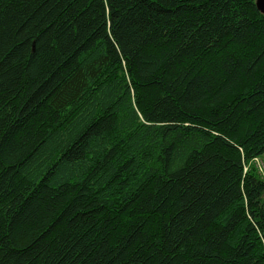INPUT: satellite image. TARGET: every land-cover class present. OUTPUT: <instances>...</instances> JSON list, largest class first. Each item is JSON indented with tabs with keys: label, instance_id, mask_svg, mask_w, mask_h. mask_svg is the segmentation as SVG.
<instances>
[{
	"label": "trees",
	"instance_id": "16d2710c",
	"mask_svg": "<svg viewBox=\"0 0 264 264\" xmlns=\"http://www.w3.org/2000/svg\"><path fill=\"white\" fill-rule=\"evenodd\" d=\"M255 0H0V264H264Z\"/></svg>",
	"mask_w": 264,
	"mask_h": 264
},
{
	"label": "rangeland",
	"instance_id": "374dc122",
	"mask_svg": "<svg viewBox=\"0 0 264 264\" xmlns=\"http://www.w3.org/2000/svg\"><path fill=\"white\" fill-rule=\"evenodd\" d=\"M257 166H258L259 172L261 173L262 177L264 178V157H262L261 160L257 161Z\"/></svg>",
	"mask_w": 264,
	"mask_h": 264
},
{
	"label": "water",
	"instance_id": "95a60500",
	"mask_svg": "<svg viewBox=\"0 0 264 264\" xmlns=\"http://www.w3.org/2000/svg\"><path fill=\"white\" fill-rule=\"evenodd\" d=\"M257 9L264 15V0H255Z\"/></svg>",
	"mask_w": 264,
	"mask_h": 264
}]
</instances>
